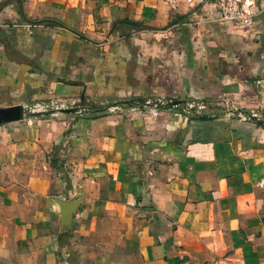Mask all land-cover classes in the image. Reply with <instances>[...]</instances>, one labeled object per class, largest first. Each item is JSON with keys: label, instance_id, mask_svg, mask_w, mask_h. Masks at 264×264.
Returning <instances> with one entry per match:
<instances>
[{"label": "crops", "instance_id": "0c3cea01", "mask_svg": "<svg viewBox=\"0 0 264 264\" xmlns=\"http://www.w3.org/2000/svg\"><path fill=\"white\" fill-rule=\"evenodd\" d=\"M55 95L99 112L0 122V264H264V123L119 102L264 107V0H0V106Z\"/></svg>", "mask_w": 264, "mask_h": 264}, {"label": "built area", "instance_id": "2783aa9c", "mask_svg": "<svg viewBox=\"0 0 264 264\" xmlns=\"http://www.w3.org/2000/svg\"><path fill=\"white\" fill-rule=\"evenodd\" d=\"M174 2L175 0H168ZM187 2H194V0H185ZM199 1V0H197ZM218 18L230 20L236 24L250 25L253 21V15L256 10L255 0H210ZM173 99L164 95L143 97L140 105L134 103L130 106L131 109L144 107L150 113H156L163 106H177L182 112H200L209 107H219L224 112H233L238 119H258L264 123V107L249 106L246 108H237L230 104L225 98L215 99H201V98H187L181 102H173ZM89 99L86 97L74 96H50L46 99L34 100L23 104V111L30 114L48 113L56 114L60 112L59 109L63 107H73L74 112H82L87 108ZM118 103H107L105 108L109 111L119 109Z\"/></svg>", "mask_w": 264, "mask_h": 264}, {"label": "water", "instance_id": "95a60500", "mask_svg": "<svg viewBox=\"0 0 264 264\" xmlns=\"http://www.w3.org/2000/svg\"><path fill=\"white\" fill-rule=\"evenodd\" d=\"M173 102H178L177 99H173ZM60 112L74 111L73 107H63L59 109ZM23 117V106L21 103L9 104L0 106V122L20 119ZM257 122L261 120L257 119Z\"/></svg>", "mask_w": 264, "mask_h": 264}, {"label": "trees", "instance_id": "16d2710c", "mask_svg": "<svg viewBox=\"0 0 264 264\" xmlns=\"http://www.w3.org/2000/svg\"><path fill=\"white\" fill-rule=\"evenodd\" d=\"M140 101H141V99H136L135 101L132 100V99H123V100H121L119 102L125 103V104H130V103H133L134 104V103H137L138 105H140ZM101 109H103V108H101ZM97 110H98V106H95L92 103H88L87 108L84 111L85 112H89L90 111L91 112L90 113L91 115H95L97 112H99Z\"/></svg>", "mask_w": 264, "mask_h": 264}, {"label": "rangeland", "instance_id": "374dc122", "mask_svg": "<svg viewBox=\"0 0 264 264\" xmlns=\"http://www.w3.org/2000/svg\"><path fill=\"white\" fill-rule=\"evenodd\" d=\"M210 1V0H209ZM194 2H197V0H194ZM255 2H256V0H255Z\"/></svg>", "mask_w": 264, "mask_h": 264}]
</instances>
